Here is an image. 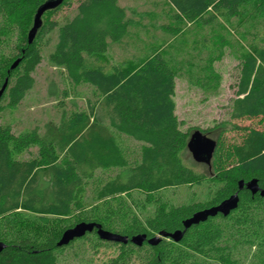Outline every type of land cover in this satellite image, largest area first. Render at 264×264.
Instances as JSON below:
<instances>
[{
  "label": "trees",
  "instance_id": "16d2710c",
  "mask_svg": "<svg viewBox=\"0 0 264 264\" xmlns=\"http://www.w3.org/2000/svg\"><path fill=\"white\" fill-rule=\"evenodd\" d=\"M41 1L0 0L4 16L0 36L7 24H13L23 40L7 59L0 53V84L7 79L2 94L8 91L11 103L33 83L30 71L39 60V38L58 24L41 20L34 39L26 41L24 30L30 19L32 23ZM114 2L80 0L75 14L64 17L56 26L57 38L48 56L49 62L65 67L73 83L81 81L93 87L92 105L87 110L73 109L57 121L46 120L39 133L32 127L15 135L0 126V241L5 243L0 249V264H57V249L89 233L97 241L101 239L93 228L66 245H56L61 231L76 221L98 222L106 230L127 236L145 232L150 237L154 231L182 229V218L217 204L234 191L238 200L233 210L192 223L177 242L167 236L152 244L144 239L139 246L129 240L111 241L119 245V254L110 264H264V196L237 188L239 179L250 177L257 179L258 186L264 185V130L249 127L242 141L226 146L216 137L211 156L215 173L205 202L173 205L162 193L164 188L191 184L197 178L178 157L186 135L177 126L171 98L176 68L191 65L194 51L204 50L205 57H198L203 59L198 77L210 82L218 77V72L212 70L213 59L219 58L223 47L236 44L230 53L240 65L229 115L264 117V31L249 49L240 42L242 33L238 34L240 38L236 36L237 41L230 39V29L220 19L238 16L250 8L262 18L264 28V0H166L173 18L169 25L161 26L166 36L145 52H132L129 59H122L124 63L113 66L105 56L108 39L113 41L126 34L124 28L129 22L123 7ZM188 22L194 26L207 24L210 33H194L189 40L183 31ZM259 27L256 24L257 30ZM180 33L183 38L176 37ZM159 45L163 46L161 50H157ZM169 47L173 53L167 50ZM179 49H183L184 60L176 57ZM16 57L18 63L9 68ZM114 132L142 142L134 164L127 161ZM31 144L37 147L35 156L22 160L13 156V151H22ZM112 167L119 171L101 182L95 192L101 203L70 225L58 223L56 217L81 208L86 179L96 169ZM137 192L141 196L133 194ZM148 206L153 212L140 220L138 211ZM20 209L24 217L17 215ZM116 216L122 222L115 223ZM32 220L40 225L29 224ZM112 224L124 226L119 229ZM128 245L142 251L135 261L129 259Z\"/></svg>",
  "mask_w": 264,
  "mask_h": 264
},
{
  "label": "rangeland",
  "instance_id": "374dc122",
  "mask_svg": "<svg viewBox=\"0 0 264 264\" xmlns=\"http://www.w3.org/2000/svg\"><path fill=\"white\" fill-rule=\"evenodd\" d=\"M79 1L62 0L57 7L48 9L41 14L42 22L47 24L48 21L55 20L58 23L57 25L62 24L64 17H71L75 14ZM114 3L123 7V15L129 19V22L132 19L137 21V24L133 23L134 21L132 23L127 22L124 29L127 31L126 34L129 35H119L113 41L108 39L105 55L107 56L108 64H113V66L120 59H129L132 52H135V54L143 53L151 45L154 46L155 43L160 41V38L166 36L167 32H163L161 26L169 25L173 19L170 18L171 9L166 0H115ZM3 19L4 16L0 13V26L4 24ZM220 19L230 29V39L237 41L236 36L240 38L238 34L242 33L243 37L240 42L249 49H252L255 42L263 35L262 18L255 16V12L250 8H247L242 14L239 13L238 16L229 18L225 16ZM30 23L31 19L28 24L31 25ZM256 24L260 25L259 30L255 28ZM29 25L26 26L25 33ZM57 25L38 40L39 60L32 71H30V75L34 79L31 86L23 91L24 94L15 103H11L8 91H5L0 97V126H6L12 134H21L32 127L36 128L39 133L42 131L46 120L57 121L60 116L67 114L73 109L77 111L79 109L87 110L95 98L93 87L81 81L73 83L71 77L67 75L64 66L49 62V52L52 51L53 44L57 38ZM184 28L185 30L183 31H186L184 36L189 40L194 33L197 36L200 33L204 35L210 33L207 24L194 26V23L188 22ZM183 33L178 34L176 37L183 38ZM152 34L154 38L151 36ZM21 41H23L22 37L20 38L19 31L15 25L7 24L4 35L0 36L1 56L7 59L8 56L14 53L16 46L18 47ZM235 46L236 44L232 45V47H223L219 58L213 59L211 63L212 70L218 72V77L215 80L211 79L210 82L203 81L198 77L201 73L198 68L203 60L201 58L198 59V57H205L206 55L203 49H200L199 53L197 51L192 53L191 65H186L185 68L180 65L176 68L178 73L174 76L172 94L176 105L174 114H176L179 130L186 135V143L190 132L195 128L201 131L207 130L208 136L215 140L217 137L225 146L232 142L242 141L244 132L249 127L264 130V117L251 118L243 116V118H233L229 115L231 113V101L235 96V83L240 65L236 57L230 53ZM161 47L163 46L159 45L157 50ZM167 50L173 53L170 47ZM177 51H180V53H176V57L184 60L183 49ZM195 55L197 56L196 58L194 57ZM178 62L177 64L180 63ZM114 133L127 156V161L130 164H134L139 157L138 151L142 142L134 140L124 133ZM36 148L34 144H31L22 151H13L12 154L22 160L35 156ZM178 154L180 163L196 174L197 178L191 184L185 183L173 188H164L162 193L169 197L173 205L180 203L191 205L195 202H205L209 196L206 190L210 186V178L215 173L212 158L209 164L198 163V161L192 159V155L187 151L185 144ZM118 171L114 167L107 170L96 169L92 176H89L84 182L80 196L81 208L77 209L75 207L69 215L56 217L58 223L70 225L84 212L101 203V199H97L95 196L96 189L101 182L109 179ZM133 194L141 196L139 192ZM141 210H136L139 212L138 218L140 220H144V214L151 215L153 212L152 207L149 206ZM23 214L24 212L20 209L17 215L24 217ZM1 218L0 225L2 222ZM113 221L115 223L122 222L118 216L114 217ZM29 224L40 225L35 220L29 221ZM112 225L119 229L124 226ZM142 225L147 226L146 224ZM156 233L155 231L153 232V234ZM118 246V244L109 243L101 239L97 241L95 236L89 233L84 239H76L70 245L57 249V264H110L112 257L119 254ZM127 248L131 252L129 253L130 260L135 261L142 253L140 250L135 251L131 245H128ZM143 248H146V246Z\"/></svg>",
  "mask_w": 264,
  "mask_h": 264
},
{
  "label": "water",
  "instance_id": "95a60500",
  "mask_svg": "<svg viewBox=\"0 0 264 264\" xmlns=\"http://www.w3.org/2000/svg\"><path fill=\"white\" fill-rule=\"evenodd\" d=\"M61 3V0H44L41 1L35 8V11L32 16V25L29 26L26 32V41L30 42L34 39L36 29L41 25V14L44 11H47L49 8L58 6ZM19 58H14L9 64V68H13L18 63ZM7 79L4 78V81L0 84V94L4 87L6 86ZM185 143L187 151L192 155V159L198 161V163L209 164L211 156L214 154L213 151L216 146V140L212 139L210 136L202 133L198 128L193 129ZM257 179L250 177L248 180H238L237 188H247L252 193H259V196H264V185L258 186ZM238 200V193L236 191L232 192L230 196H226L219 200L215 205L205 206L203 209H197L192 211V213L187 217L182 218L181 223L182 229H175L172 231H159L156 234H152L150 237H146L145 232H138L137 234H131L129 236L119 234L116 231H109L103 228L100 223L92 222L91 220L76 221L72 223L68 228L63 229L57 239L56 245L67 244L74 237H81L86 231H90L93 228L95 229L96 235L101 239H106V241H120V243H125L127 240L133 243V245L139 246L142 241H145L148 244L157 242L159 239L171 237L174 242H177L182 236L183 230L192 223H197L198 221H204L207 216L216 215L217 213L226 214L229 211L235 208ZM5 243L0 241V249Z\"/></svg>",
  "mask_w": 264,
  "mask_h": 264
},
{
  "label": "crops",
  "instance_id": "0c3cea01",
  "mask_svg": "<svg viewBox=\"0 0 264 264\" xmlns=\"http://www.w3.org/2000/svg\"><path fill=\"white\" fill-rule=\"evenodd\" d=\"M106 56V55H105ZM107 57V56H106ZM107 62H108V60H106ZM119 62V64H122V63H124V61H122V59H120V60H118ZM118 63H116V65L118 64ZM220 75V74H219ZM216 79V78H215ZM171 98L174 100V98H173V96H171ZM175 101V100H174ZM175 108H176V105H175V103H174V109H173V112H175Z\"/></svg>",
  "mask_w": 264,
  "mask_h": 264
}]
</instances>
